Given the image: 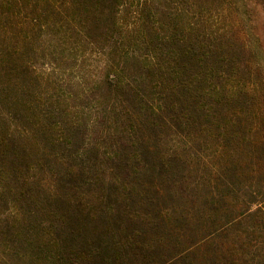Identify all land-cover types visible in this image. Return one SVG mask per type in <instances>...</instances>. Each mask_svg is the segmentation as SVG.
<instances>
[{"label": "trees", "instance_id": "16d2710c", "mask_svg": "<svg viewBox=\"0 0 264 264\" xmlns=\"http://www.w3.org/2000/svg\"><path fill=\"white\" fill-rule=\"evenodd\" d=\"M258 22L264 0H0V264H264Z\"/></svg>", "mask_w": 264, "mask_h": 264}, {"label": "rangeland", "instance_id": "374dc122", "mask_svg": "<svg viewBox=\"0 0 264 264\" xmlns=\"http://www.w3.org/2000/svg\"><path fill=\"white\" fill-rule=\"evenodd\" d=\"M257 26H258V28L260 27V29H259V33H260V35H261V38H262V49H263V51H264V25L262 24V23H257ZM256 50H259L260 51V48L258 47V49H257V47H256ZM262 55V54H261ZM263 55H264V52H263ZM262 57V56H261ZM264 60V59H263Z\"/></svg>", "mask_w": 264, "mask_h": 264}]
</instances>
